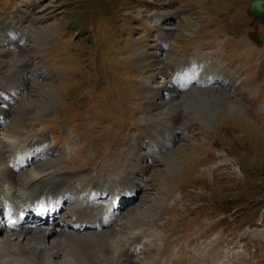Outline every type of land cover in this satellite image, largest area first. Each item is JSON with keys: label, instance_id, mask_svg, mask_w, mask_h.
<instances>
[{"label": "rangeland", "instance_id": "1", "mask_svg": "<svg viewBox=\"0 0 264 264\" xmlns=\"http://www.w3.org/2000/svg\"><path fill=\"white\" fill-rule=\"evenodd\" d=\"M174 4L180 11L167 12L164 18L171 27L163 40L165 60L187 59L200 52L201 68L207 64L225 72L233 68L239 82L236 89L224 93L243 102L245 109L240 115L239 109L213 113L209 122L202 123L190 114L179 116L173 126L181 138H175L162 154H171L177 165L173 170L153 155L154 163L137 175V182L130 176L133 169L128 161V148L136 142H131L132 137L139 138L137 147L144 153L160 128L148 131L143 76L144 66L152 71L156 64L139 63L136 56L139 45L162 44L163 36L141 18L161 12L154 1L0 0V106L6 107L0 117L8 121L19 117L23 137L31 142L44 138L45 148L52 152L47 155L56 157L72 175L89 176L86 172L106 169V178L114 179L127 163L129 179L119 175L107 207L125 185L128 192L139 188V199L121 202V209L147 200L145 216L134 221L133 229L120 231L128 237L134 232L144 240L143 245L128 249V256L138 259L136 264H165L174 246L167 263L264 264V110L255 109L264 99V20L249 13L251 0H174ZM19 17L16 30L13 22ZM90 88L96 90L100 103L91 101ZM46 89L54 94L53 106L40 110L42 114L35 105L22 109L24 93L48 99ZM238 91L242 92L229 94ZM97 112L104 116L94 115ZM74 118L82 120L79 126ZM103 121L106 124L101 125ZM47 166L45 159L37 158L30 168ZM143 176L147 184L141 181ZM102 202H96L98 208ZM114 233L87 237L90 246L97 240L101 243L100 249L91 246L92 258L89 250L72 244V237L68 251L78 254L82 264L92 259L96 261L92 264H117L121 236ZM127 241L130 238L125 245ZM178 244L186 253L176 252ZM14 252V245L2 247L0 257L23 263V252ZM31 263L44 264L36 256Z\"/></svg>", "mask_w": 264, "mask_h": 264}, {"label": "bare ground", "instance_id": "2", "mask_svg": "<svg viewBox=\"0 0 264 264\" xmlns=\"http://www.w3.org/2000/svg\"><path fill=\"white\" fill-rule=\"evenodd\" d=\"M149 1L157 2L161 12H153L154 16L143 15L141 18L155 27L154 30L159 37L163 36L162 44L148 42L139 45L136 48V56L140 59V61L138 59L139 63H145L148 66L147 62L151 61L156 64L152 71L144 66L143 76L145 89L148 93L145 101V107L149 114L148 123H150L148 131H153L154 127L160 126V128L155 130L156 133L153 132L152 139L149 140L150 143H147L144 153L140 151L141 148L137 147L138 137L135 138V144H131V148H128L130 153L128 161L130 160L129 164L132 163L133 169V174L130 176H135L137 182L140 181L137 175L143 173L154 163L153 155H156V158L165 165L167 170L176 168L177 165L171 154H162L168 150L175 138L179 139L180 137V133L175 134L177 129L173 126L177 123L179 116L185 117V114H190L192 119L202 123L209 122L213 113L219 115L239 109L240 115L242 114L241 110L245 109V105H242L243 102L241 103L224 93L226 89L231 91L236 89V84L239 82L238 73L233 68L226 73L216 67V64L214 66H210V64V67L207 64L200 71V69L194 68L203 61L200 52L193 53L187 59L165 60L163 40L171 27L167 26L164 18L167 12L175 13L180 9L175 6L174 0ZM20 21L19 17L18 21L13 22L16 30L18 29L16 23ZM20 34L24 35V33ZM10 43L13 44V40ZM211 74L218 78L213 79ZM46 92L50 96L48 99H34V96H29L31 93H24L21 98L22 109L35 105V108L42 114L43 112L40 110L43 111L46 106L55 104L54 94L49 89H46ZM240 92L242 91L229 94L235 96ZM261 100L260 103H264V99ZM5 109L6 107L0 106V112H4ZM256 109L264 110V106L256 107ZM15 117L9 121L0 117V249L14 245L16 247L14 253L22 254L23 252L25 260L21 263L18 258L10 261L1 256L0 264H32L31 259L34 256L36 259L40 258L44 264H73L72 260L75 261V264H82L83 262L80 263L81 258L77 257L78 254L74 255L72 251H68L69 247L73 244L77 248L87 249L91 257V246L100 249L101 243L97 240L90 246L92 240L87 237L100 232H115L114 235L121 236L116 250L118 252L117 264H136L138 259L130 258L128 249L133 250L137 245H143L144 240H140L141 235H132L134 232L128 237L127 234H121L120 231L133 229L134 221L145 216L148 212L146 199L133 204L128 209H121V202L131 198L139 199V196L136 195L140 189L136 188L128 192L127 185H125L118 189L112 206L107 207L108 194H112L110 191L118 185L119 175L123 173L128 178L127 163L124 170L114 179L106 178L109 176L104 174L107 172L106 169L101 172L96 171L97 174L86 172L90 174L89 176L72 175L63 170L64 167L56 162L58 160L56 157L52 158L51 150L45 148L46 140L44 138L31 142L27 137H23L20 119ZM160 121L165 124L162 125ZM184 126L185 123L177 127ZM166 131H170V133L166 134ZM90 132L97 134L93 131ZM4 143H7L8 147H5ZM113 144L114 146L118 145L116 141ZM48 153L50 154L47 155ZM37 158L45 159L48 163L47 168H30L32 161ZM98 176L106 178L108 181L101 182ZM141 181L146 183L147 178L143 176ZM97 189L100 192L95 196ZM101 199H103L102 206L98 208L96 202ZM122 211L123 215L119 216ZM71 237L72 244L70 243ZM129 238L130 241H127L125 245V241ZM115 240L110 244L111 249L113 248L112 243L117 241ZM132 243L133 246H131ZM149 248L150 246L143 248V252ZM173 248L167 253V260L175 251ZM176 252L181 255L186 253L179 244ZM57 257L59 260H56ZM167 260L165 264H178L176 260L170 263H167ZM94 262L96 261L92 259L87 264Z\"/></svg>", "mask_w": 264, "mask_h": 264}, {"label": "water", "instance_id": "3", "mask_svg": "<svg viewBox=\"0 0 264 264\" xmlns=\"http://www.w3.org/2000/svg\"><path fill=\"white\" fill-rule=\"evenodd\" d=\"M264 0H251L249 11L256 15L264 18Z\"/></svg>", "mask_w": 264, "mask_h": 264}]
</instances>
